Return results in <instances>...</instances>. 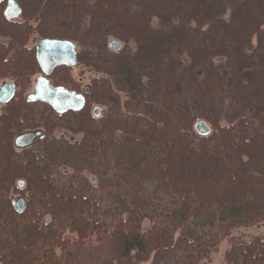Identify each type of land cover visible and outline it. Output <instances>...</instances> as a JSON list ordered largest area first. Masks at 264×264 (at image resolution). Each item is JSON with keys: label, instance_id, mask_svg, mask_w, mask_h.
<instances>
[{"label": "trees", "instance_id": "16d2710c", "mask_svg": "<svg viewBox=\"0 0 264 264\" xmlns=\"http://www.w3.org/2000/svg\"><path fill=\"white\" fill-rule=\"evenodd\" d=\"M16 1L19 20L0 4V78L19 91L0 117V264H200L264 222V0ZM35 35L71 40L97 75L82 111L27 102ZM28 128L44 138L16 151ZM228 244L225 264H264V233Z\"/></svg>", "mask_w": 264, "mask_h": 264}, {"label": "water", "instance_id": "95a60500", "mask_svg": "<svg viewBox=\"0 0 264 264\" xmlns=\"http://www.w3.org/2000/svg\"><path fill=\"white\" fill-rule=\"evenodd\" d=\"M22 12L23 9L16 0H7L5 16L8 19H17ZM109 48L117 52L122 48V44L119 40L113 39L109 43ZM35 52L41 75L37 78L34 89L28 96V101L31 103L42 102L58 114H65L69 111H82L87 104L84 94L78 93L65 85L55 86L50 81V77L58 67L74 68L78 64L77 45L71 40L46 38L36 44ZM15 91L16 85L14 83L4 82L0 87V104H6L11 101L15 96ZM100 115L101 108H95L94 116L100 117ZM195 130L202 136H207L211 133V127L203 120L195 124ZM42 136L41 130L24 133L16 139V146L25 147ZM23 186L24 181H20L19 187L22 188ZM13 205L19 212H22L27 205V199L23 196H17L13 199Z\"/></svg>", "mask_w": 264, "mask_h": 264}, {"label": "rangeland", "instance_id": "374dc122", "mask_svg": "<svg viewBox=\"0 0 264 264\" xmlns=\"http://www.w3.org/2000/svg\"><path fill=\"white\" fill-rule=\"evenodd\" d=\"M78 23L79 24L81 23L80 25L83 28L85 26V24L87 23V21H86L85 17H83L82 22L79 21ZM155 23L157 24V21H155ZM39 39H40V37L38 35H35L31 39L29 46L35 47V45L38 43ZM113 39L114 38H108L107 39L108 48H109L110 41H112ZM120 42L122 44L121 49H125V48L135 49L133 42H129V43L123 42V41H120ZM254 42H256L255 39H254ZM220 61L225 62L224 59H222ZM70 75L72 77V81L70 82V84H67V86L73 87L75 90L80 91V92L86 91L87 88L92 84L93 79L97 76L93 70L86 67L85 65H82L80 62H78V64L74 68L70 69ZM39 76H40V74H36L32 78V85H31V88L28 90L27 93H30L33 91L35 82ZM4 81L12 82L13 80L10 78H0V86L2 85V83ZM130 84H131L130 82L126 83V85L124 84L122 86L121 91H118L117 87L115 86V90L118 94L117 97H120L122 104L126 100V96H127V93L125 92V90H127V88H129L127 86H130ZM133 85H134V87L136 86L135 81L133 82ZM97 107L101 108V114L108 111V107L106 108L104 105L101 106L100 104L93 103L90 105V108H89L90 112L93 115H94V110ZM0 109H1V107H0ZM42 130L44 133H46V130H44V129H42ZM51 135H55L56 137H58L60 139H65V140H69V141L78 140V139L83 137L82 133H73L70 130H68L62 126H59V127L55 128L53 131H51ZM21 195H23V194H21ZM13 196H17V195L13 194ZM23 196H25V195H23ZM148 227H149V223H145V228H148ZM229 233H230V235L228 238H230L231 236H234V235H243L247 239L251 240L254 237L264 233V222L257 224V225L250 226V227H237V228L232 229ZM228 238L225 239L221 243L219 250L216 253H213V255L209 261H203L200 264H225L224 257H225L227 249L229 248ZM143 264H151V261L144 262Z\"/></svg>", "mask_w": 264, "mask_h": 264}, {"label": "flooded vegetation", "instance_id": "af4514ba", "mask_svg": "<svg viewBox=\"0 0 264 264\" xmlns=\"http://www.w3.org/2000/svg\"><path fill=\"white\" fill-rule=\"evenodd\" d=\"M18 3V2H17ZM0 4H5V8H4V15H5V10H6V8H7V0L6 1H0ZM19 4V3H18ZM19 6L22 8V6L19 4ZM23 9V8H22ZM23 13V12H22ZM22 15V14H21ZM21 15H20V17L19 18H17V19H13V20H19L20 18H21ZM7 18V17H6ZM8 19V18H7ZM10 20V19H9ZM42 39H46V38H40L39 39V41L40 40H42ZM38 41V42H39ZM35 47H36V45H35ZM35 47H34V49H35ZM36 53V52H35ZM77 56H78V47H77ZM79 57V56H78ZM79 59V58H78ZM71 69V68H70ZM40 75H41V73H40ZM52 76L50 77V81H51V84H53V81H52ZM4 82H8V81H4ZM3 82V83H4ZM2 83V84H3ZM11 83H14L15 84V82L14 81H12ZM16 85V84H15ZM53 85H55V84H53ZM55 86H58V85H55ZM1 87V86H0ZM72 89H74L73 87H71ZM75 90V89H74ZM75 91H77V90H75ZM78 93H82L83 94V92H79V91H77ZM18 93H19V91H18V88H17V86H16V91H15V96L12 98V100L11 101H9L8 103H6V104H0V107H1V109H0V117H2V116H4L5 114H6V112H5V109H6V107L12 102V101H14V99L17 97V95H18ZM31 93V92H30ZM30 93H25V98H26V100H27V102H29L28 101V96H29V94ZM29 103H31V102H29ZM35 103V102H34ZM37 130H41L42 131V133H43V136L42 137H39V138H37L32 144H29V145H27V146H25V147H22V148H20V147H17L16 146V139L20 136V135H22V134H24V133H29V132H35V131H37ZM44 136H45V134H44V132H43V130L42 129H32V128H28V129H26V130H24L23 132H21V133H19V134H17L15 137H14V139H13V144H14V147H15V149H16V151H19V152H21V151H24L25 149H28V148H30V147H32L39 139H42V138H44Z\"/></svg>", "mask_w": 264, "mask_h": 264}]
</instances>
